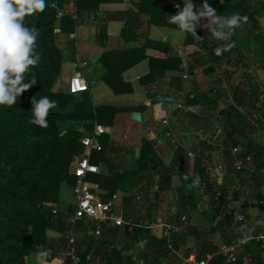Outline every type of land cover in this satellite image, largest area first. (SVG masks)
Wrapping results in <instances>:
<instances>
[{
  "label": "crops",
  "instance_id": "1",
  "mask_svg": "<svg viewBox=\"0 0 264 264\" xmlns=\"http://www.w3.org/2000/svg\"><path fill=\"white\" fill-rule=\"evenodd\" d=\"M77 2L78 0H64L63 6L58 8L65 13V16L68 13L72 15L76 27L72 32L60 31L58 35L59 47L64 54L68 53V60L63 63L62 72L54 85L53 92L72 95L71 81L75 72L80 70L89 83V95L95 108L110 107L125 110L116 116L112 127L100 125L106 129L105 135L109 136V140L102 136L100 142L102 145L103 141L105 142L106 155L111 167L94 164L100 168V174L97 175H109L110 171L124 173L137 169L136 162L140 160L137 157L140 154L141 158L144 141L150 142L155 147L164 167L172 170L179 167L181 171L180 174H176L174 170L172 192L162 200H151L149 203L147 193L144 191L147 186L152 193L157 192L155 186L160 179V169L146 173L144 181L129 193L117 192L116 194L121 198L120 203L125 204V216L155 219L160 217L156 213L157 209L161 211L164 208L167 214L175 205L180 207L182 190L180 188L184 185L186 188L187 184H191L196 190L190 192L186 189L187 195L196 196L199 185L193 181L197 177L199 180L202 178L200 167L204 168L207 161L213 160L217 167H222L213 186L217 190L222 189L223 192L234 191L233 201L242 208V214L248 220V229L256 231L255 227L261 226V231H264V171L257 174L252 164L246 171L237 172L234 167L236 159L230 151L231 148L236 147L228 141L226 133L228 126L233 128L234 124L246 132L247 135L244 136L264 147V55L259 51L260 47L254 43L256 36L249 34L248 30H243L242 34L252 39L248 43L249 49L242 45L239 53L234 52L230 57L210 66L204 60L208 56L211 43L216 39L207 28L206 18L197 21L196 32L200 38L196 40L197 43L192 44L189 43L186 32L173 29L168 24L162 27L153 24L151 16L141 11L143 0H103L99 7L94 3L85 13L78 12ZM193 2L196 6H202L204 0H193ZM207 2L212 8H218L225 3V0H207ZM176 4L182 7L183 0L156 2V6L168 10L167 20L170 19L173 11L178 13L179 10L175 9ZM256 18L260 22L258 34L264 38V11ZM61 20L58 19L59 29ZM156 44H167L169 48L162 49ZM147 45L148 48L143 51ZM128 52L135 54L128 60L120 62V68H129L121 78L132 86L133 93L116 95L103 80L107 72L103 59L111 53L127 54ZM166 54L168 57L180 56L185 71H168L164 77H158L155 82L144 84L143 79L151 74L150 59ZM143 56H146L145 60L130 66L133 61ZM109 67H117V63H109ZM154 93L157 96L153 98ZM192 95L195 99H191ZM201 96L202 103H197V99ZM132 109H136L137 112L131 111ZM231 111H234L232 115ZM226 115L228 122L225 120ZM164 121L168 123L165 124ZM96 125L99 124L95 123ZM59 126L64 134L71 127H76L84 136L93 132L87 130L84 124L74 122H62ZM169 132L177 143L167 137ZM231 134L236 133L234 131ZM239 147L246 149L241 145ZM191 153H198V156L202 157L199 161L202 162L201 166H195L196 158L189 157ZM179 154L187 156L188 164H174ZM183 175L190 176L192 183L179 184ZM204 178L206 180L207 175ZM90 184L95 193L99 186L91 182ZM65 185H62L60 195L63 188L67 187L72 190L75 200L74 188ZM125 195L136 199L131 206L126 204ZM205 197L208 199L203 201L208 205L211 196L206 194ZM60 204L61 197L59 205L55 208L60 210L59 218L65 220L75 203L63 210ZM192 210L190 222L193 226L205 227L207 217L213 221L212 211L200 213L195 207H192ZM179 213L184 215L185 212L181 214L179 211ZM195 215L198 217L195 218ZM224 218H234L236 222V218L228 216L223 209L216 221L221 241L224 231L219 226L222 225ZM244 230L242 228V232ZM242 232L239 231V234ZM50 238H58V235L51 232ZM76 240L78 244L82 242L79 234L76 235ZM193 242L191 241L187 249L195 252L196 243ZM219 244L216 245L217 248ZM137 258L142 259L139 256ZM32 260L35 261V257L28 258V264H31Z\"/></svg>",
  "mask_w": 264,
  "mask_h": 264
},
{
  "label": "trees",
  "instance_id": "2",
  "mask_svg": "<svg viewBox=\"0 0 264 264\" xmlns=\"http://www.w3.org/2000/svg\"><path fill=\"white\" fill-rule=\"evenodd\" d=\"M63 2L64 0H46L47 6L42 13L38 12L25 17V25L38 30L35 52L40 56L39 63L31 66L30 70L24 74L25 82H29L34 76L37 84L17 98L15 105L0 106V264H28V258L35 257L39 250L47 252L51 250L54 257L58 258L63 250L65 237L71 226L62 218L56 217L53 210L60 203L62 185L75 187L77 180L71 174V168L73 160L85 153V147L81 142L84 136L82 132L76 127H71L64 134L59 123L84 124L87 130L94 131L95 123L112 127L116 116L125 111L110 107L97 109L89 93L80 94L82 96L78 97V95L53 92L65 61V54L58 44V35L60 31L72 32L76 27L75 20L68 12L61 20L60 29L58 18L53 19L54 9L61 8ZM102 2L103 0H78L77 10L85 13L94 3L99 7ZM156 2L157 0H143L140 6L141 11L150 15L152 23L156 26L162 27L168 24L169 27L182 31L178 25L169 23L166 17L168 10L156 6ZM213 9L217 11L218 16H231L239 13L241 16H247L248 21L230 35L229 41L216 40L211 43L208 56L204 60L207 65L213 66L230 57L234 52L239 53L242 45L249 49L248 43L252 39L248 35L244 36L243 30H248L249 34L256 36L254 43L260 47L258 49L264 55V38L258 34L260 22L256 18L264 11V0H225L222 6ZM174 14L177 13L173 11L172 15ZM186 33L189 43H197L196 40L200 38L198 34L193 36L191 33ZM224 44H231V47L223 51L221 55H216L214 49ZM156 45L162 49L169 48L167 44ZM147 48L148 45L143 51ZM133 54L135 52L111 53L103 59L107 67L103 80L116 95L133 93L132 86L121 78L129 68H120V62L128 60ZM145 59L146 56H143L133 61L130 66ZM112 62H116L117 67H109V63ZM150 64L151 74L143 79L144 84L155 82L158 77H164L168 71H185L184 62L180 56L168 57L167 54L166 56H155L150 59ZM43 96L56 102V106L49 111L47 116L48 126L46 128L30 122L33 108L31 101L33 98L38 100ZM202 100L201 96L197 99V103H202ZM131 111H136V109ZM233 112L231 111V115ZM230 120L232 121V117ZM232 126L235 133L247 135L236 125ZM226 133L232 145L240 146L234 140V134L227 130ZM104 136L109 140L108 135ZM102 146L103 151L93 152L91 162L97 165L104 164L110 168L111 162L107 158L104 141ZM245 150L247 155L252 157L257 174L264 171V147L251 141V146ZM200 160L202 157L197 156L196 167L201 166ZM174 164H188L187 156L179 154ZM158 169L161 170L158 181L159 190L152 193L149 187L146 186L144 189L148 197L147 202L150 203L151 200H162L172 192V174L175 169L163 166L155 147L148 141L143 143L137 169L124 173L110 171L109 175H90L88 181L98 185L99 189L95 193L102 201L109 202L119 191L129 193L134 190L144 181L146 173ZM200 170L202 178L199 180V186L206 181L205 167H200ZM180 189H182L180 191L181 214L185 212L187 205L197 210L196 196L187 195L185 185ZM207 193L211 195L213 223L208 229L190 226L184 233L174 236L173 246L176 250L184 251L189 255L193 250L187 248L191 241H194L196 243L194 249L198 251L200 259L213 255L209 264H227L226 259L217 254L218 248L213 238L218 235L219 228L216 221L221 216L224 206H227L229 194L225 191L222 201L217 202L215 198L219 190L216 187L210 185ZM135 200L131 197L126 198L125 202L131 206ZM234 220V218H224L222 225L219 224L225 235L229 234V231L242 232V226ZM31 227L33 228L32 233L29 231ZM81 229L83 230V226H80ZM255 230L260 232L261 226L255 227ZM51 232L56 233L58 238L51 239ZM226 241H229L228 237ZM83 243L87 246L88 252L94 256L93 264H134L133 258L137 256L147 264H162L164 260L171 258L168 240L154 236L150 231L145 230H135L129 234L121 232L118 228L112 229L110 232L106 231L102 239L95 240L87 237ZM245 255L252 259L253 264H264V244L252 243ZM242 258L241 261H243Z\"/></svg>",
  "mask_w": 264,
  "mask_h": 264
},
{
  "label": "built area",
  "instance_id": "3",
  "mask_svg": "<svg viewBox=\"0 0 264 264\" xmlns=\"http://www.w3.org/2000/svg\"><path fill=\"white\" fill-rule=\"evenodd\" d=\"M175 9L179 10L177 4L175 5ZM63 17H65V13L58 10L57 18L62 19ZM89 92L90 86L84 74L80 70L76 71L71 81V94L80 95ZM191 99H195V96L192 95ZM164 123L167 124L168 122L164 121ZM105 134L106 129L103 126L96 125L94 131L85 135L81 140L85 147V153L73 160L71 168V174L77 180L74 187L75 204L73 210L65 218L66 223L71 226V229L66 234L65 245L58 258L54 257L51 250L48 251L47 260L49 264H53L55 261L60 262V264H93L94 256L91 252H88L87 246L82 242L87 237L95 240L102 239L106 231L110 232L112 229L117 228L121 232L129 234L135 230L150 231L154 236L166 238L169 243L171 258L164 260L162 264H209L213 259V255H208L206 259H200L197 251L187 255L184 251H178L173 246L174 236L184 233L192 226L190 222V217L193 214L191 206L185 208L184 215H180V207L179 205H175L171 209V212L155 219L136 218L125 216V204L124 202L120 203L121 198L117 194L109 202H104L94 193L88 178L90 175L100 174V168L92 164L91 156L93 152L103 151L100 138ZM167 137L171 138L174 143H177L172 133L169 132ZM230 151L236 159L234 167L237 172H244L253 164L252 157L247 155L245 149L233 147ZM198 155V153H191L189 157L196 158ZM204 167L207 179L203 185L198 186V194L196 195L197 211L200 213L212 211L213 205L211 203L205 205L203 199H208L205 196L208 194L209 186L213 185L218 179V171H222V167H217L213 160L207 161ZM180 172V168L177 167L176 174H180ZM182 179L185 183H192V178L188 175H183ZM155 187L158 191V184ZM222 192V189H219V193L215 198L217 202L222 201L224 198V192ZM228 194V203L227 206H224V210L228 216H234L236 222L245 230L241 234L237 231H229L227 235L223 234V240L218 246L217 254L224 257L227 264H253L252 259L247 257L245 252L254 242L264 244V231H250L248 229V220L242 214V208L233 201L234 191H228ZM128 197L130 195H125L124 199ZM260 203L263 204V202ZM53 214L56 217H60V210L55 208ZM80 226H83V230H80ZM78 234L82 238V242L79 244L76 240V235ZM226 237L229 239L228 242L226 241ZM241 258L243 261H241ZM133 263L147 264L143 259H138L137 257L133 258Z\"/></svg>",
  "mask_w": 264,
  "mask_h": 264
},
{
  "label": "clouds",
  "instance_id": "4",
  "mask_svg": "<svg viewBox=\"0 0 264 264\" xmlns=\"http://www.w3.org/2000/svg\"><path fill=\"white\" fill-rule=\"evenodd\" d=\"M47 6L46 0H0V106L11 107L17 98L33 85L37 84L35 77L25 82L24 74L40 61L35 52L38 30L25 25V17L42 13ZM179 11L171 15L169 23L178 25L179 29L193 36L197 35V21L206 18L207 28L217 41H228L237 28L247 23L248 17L234 13L231 16H217L207 0L202 6H196L193 0H183V6L177 4ZM231 47L224 44L214 49L216 55ZM31 123L47 127L49 111L56 102L43 96L31 101ZM193 183H199V177ZM48 252L39 250L35 254L36 264H47Z\"/></svg>",
  "mask_w": 264,
  "mask_h": 264
},
{
  "label": "rangeland",
  "instance_id": "5",
  "mask_svg": "<svg viewBox=\"0 0 264 264\" xmlns=\"http://www.w3.org/2000/svg\"><path fill=\"white\" fill-rule=\"evenodd\" d=\"M77 70V69H76ZM86 135V134H85ZM84 137V136H83ZM182 179V178H181ZM183 182H185L183 179H182V181H179L178 183L180 184H182ZM64 186H66L65 184H64ZM60 197H61V204H60V208L63 210V209H66V208H68V206L70 205H72V204H74L75 203V200H74V197H73V193H72V190L71 189H67V187H65V188H63V191H62V194L60 195ZM179 197V196H178ZM180 199V198H179ZM169 204V203H168ZM171 204V203H170ZM207 205V204H206ZM170 206V205H169ZM165 212H166V210L164 209V208H162V210L161 211H159L158 209L156 210V213H158L157 215L159 216H162V215H164L165 214ZM197 215H199V216H201L200 214H197ZM196 217H198V216H196L195 215V218ZM200 218V217H199ZM205 224V228H207L208 229V227H210L211 226V224H212V221H211V219L210 218H208L207 217V221L204 223ZM214 242H215V244L216 245H218L219 243H220V237H219V235L218 236H215L214 238ZM36 263V261H34V260H32L31 261V264H35Z\"/></svg>",
  "mask_w": 264,
  "mask_h": 264
},
{
  "label": "water",
  "instance_id": "6",
  "mask_svg": "<svg viewBox=\"0 0 264 264\" xmlns=\"http://www.w3.org/2000/svg\"><path fill=\"white\" fill-rule=\"evenodd\" d=\"M57 15H58V8H55L54 9V14H53V19L54 20L57 19ZM65 60H68V53L67 52H65ZM156 96L157 95L155 93L152 94V97L153 98L156 97ZM225 120L228 122V115L225 116ZM228 131L230 133H234V130H233V128L231 126H228ZM234 140L238 144H240L241 146H243L245 148H249L251 146V140L248 137L244 136V135H241V134L236 133V134H234ZM137 158H138V160L140 159V154H138V157ZM136 165H138V162H136ZM186 189L188 191H190V192L196 190V188L193 187L191 184H187L186 185ZM40 207H41V205H40ZM29 231H30V233H32L33 232V228L32 227L29 228Z\"/></svg>",
  "mask_w": 264,
  "mask_h": 264
},
{
  "label": "bare ground",
  "instance_id": "7",
  "mask_svg": "<svg viewBox=\"0 0 264 264\" xmlns=\"http://www.w3.org/2000/svg\"><path fill=\"white\" fill-rule=\"evenodd\" d=\"M159 102V101H158ZM53 264H60V262H58V261H55Z\"/></svg>",
  "mask_w": 264,
  "mask_h": 264
}]
</instances>
